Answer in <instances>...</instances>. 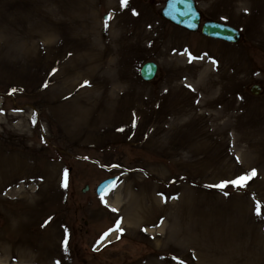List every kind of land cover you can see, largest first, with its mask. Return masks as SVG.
Wrapping results in <instances>:
<instances>
[{"label": "rangeland", "instance_id": "rangeland-1", "mask_svg": "<svg viewBox=\"0 0 264 264\" xmlns=\"http://www.w3.org/2000/svg\"><path fill=\"white\" fill-rule=\"evenodd\" d=\"M195 1L203 21L237 28L239 42L171 26L164 0L115 1L118 11L106 0H0V158L16 157L25 173L20 192L0 196V264H213L203 227L225 232L239 204L226 264H264V166L252 148L264 135V0ZM120 16L144 36L116 46ZM104 49L122 57L96 61ZM149 61L158 73L145 82ZM112 74L123 86L86 87ZM113 105L132 117L107 112ZM21 210L35 215L17 234L8 218Z\"/></svg>", "mask_w": 264, "mask_h": 264}, {"label": "bare ground", "instance_id": "bare-ground-1", "mask_svg": "<svg viewBox=\"0 0 264 264\" xmlns=\"http://www.w3.org/2000/svg\"><path fill=\"white\" fill-rule=\"evenodd\" d=\"M113 1V2H112ZM115 1H117V6L119 3H121V0H106V3H109V7L111 9H117L116 11H118V8L115 7V5L113 4ZM81 5H83L81 3ZM124 7V6H122ZM251 22V20L249 21ZM115 23V22H114ZM114 28L113 30H115L116 32L120 31L121 34L117 35V40H115L116 42V46L121 45L123 43H125L127 41V37L134 36V41L138 40L139 37L141 36V38L144 36V32H142V27H136L135 31H132V29H130L131 24L129 23V19L127 17H123L120 16V18L118 19L117 23L113 24ZM261 26L264 29V14L262 16V20H261ZM139 28V29H138ZM117 50V49H115ZM116 56V57H122V52L118 54L117 56V52L116 51H111L110 49H104L102 51H99V55L95 56V60L96 61H101L104 58H107L108 56ZM74 69H78V66L76 64H74L72 66ZM197 65H193L189 68V72L188 74H186L187 79H191L194 77V73H192V71L194 70V68H196ZM101 67L99 66V71H100ZM75 72V71H74ZM71 73V72H70ZM124 80H127L125 78H121L118 79L116 74H112L110 75L108 78L106 79H99L98 81H96L95 78L89 77L86 82V87L91 86V88L96 91V93H100V94H105L107 90H109L111 88V86H123L120 83H123ZM96 87H93L95 86ZM72 89V86H68L65 85L62 92H64V90L66 91H70ZM80 102H77V105H79ZM88 105H90L89 103H86ZM115 106H117V104L115 103ZM114 105L112 106V108L114 109H110L107 112H112L111 114H115L116 116L118 115H122L123 118H127L128 116L132 117V112L129 111V109H123V110H119L117 107H115ZM73 109H70L72 114H75L80 118H82L83 113L85 112H80L78 109H75L74 107H70ZM86 108V107H85ZM84 108V109H85ZM118 111V112H116ZM174 122V121H173ZM196 122H199L198 119H196ZM174 124H176L174 122ZM76 128H78L77 125H75ZM174 131L176 133L172 134V139H173V144L177 145L180 144L182 145V141L176 140L175 137V141H174V136L176 134H178V126L174 125ZM192 132V129H191ZM195 146H197L196 144H190L189 145V150H191V152H195ZM252 148L254 149V151H257L256 154H258L257 156V165L255 167H259V166H264L262 163H264V135L263 132H260V135L258 137V139L254 140L252 142ZM176 151L173 150V154H175ZM23 165L21 164L20 161H18V159L16 160V157L11 158V160L5 158V157H1L0 158V196L4 193L7 192V189L13 188V193H15L16 191H14L15 187H19L18 192H20V187L21 185L17 182L20 181L21 178H23L24 176V172L22 171ZM16 184V185H10V184ZM9 187V188H8ZM8 194H12L11 191L8 192ZM7 199V198H6ZM5 199V200H6ZM39 202V201H38ZM37 202V203H38ZM137 207V211L140 210L139 205L137 204H133ZM230 208V212L233 213L231 215L232 221L234 222L233 225L227 227L226 231L223 232V226L222 227H217V229L213 226L210 222H207L204 225V229L207 233V239L204 241V246L200 245V249L202 248V250H206V253L208 254V256H214L215 257V262L213 264H226L228 258L230 256H233V245H232V241L233 239H236V236L234 235V232H230L231 230L233 231V229L235 228V220H239L240 216L244 215L245 213V209L242 205H237V206H229ZM35 211L32 210H28L26 211V213H24V211H18V212H11L9 214V218H8V223L11 226V228L9 230H12L14 233L17 234H23L27 228H28V224L29 222L27 221V217H33ZM238 215V216H235ZM222 224V223H220ZM26 238H21V243L19 246H23V244L25 243V241L31 240L30 239H26ZM25 240V241H24ZM53 241V240H52ZM236 241V240H235ZM29 245V244H28ZM44 244L41 245V247H43ZM40 247V249H41ZM205 248V249H204Z\"/></svg>", "mask_w": 264, "mask_h": 264}, {"label": "water", "instance_id": "water-1", "mask_svg": "<svg viewBox=\"0 0 264 264\" xmlns=\"http://www.w3.org/2000/svg\"><path fill=\"white\" fill-rule=\"evenodd\" d=\"M162 16L173 24L189 31H195L200 21V15L192 0H167L166 6L162 11ZM202 34L228 42H236L240 36L238 32L228 26L211 22L203 25ZM140 73L144 80H151L156 73V65L153 63L145 64L141 68ZM258 89L257 86H254L251 88V92L257 94ZM115 182L116 178L105 180L97 187L96 193L99 196L105 195L114 187Z\"/></svg>", "mask_w": 264, "mask_h": 264}, {"label": "snow or ice", "instance_id": "snow-or-ice-1", "mask_svg": "<svg viewBox=\"0 0 264 264\" xmlns=\"http://www.w3.org/2000/svg\"><path fill=\"white\" fill-rule=\"evenodd\" d=\"M126 3H127V0H121L122 6H124ZM133 14L134 15L136 14L135 11H133ZM85 83H87V82H85ZM244 181H245V177L241 176V177H238V178L232 180L231 183L234 185H242Z\"/></svg>", "mask_w": 264, "mask_h": 264}]
</instances>
